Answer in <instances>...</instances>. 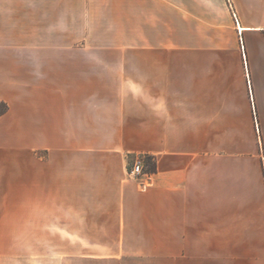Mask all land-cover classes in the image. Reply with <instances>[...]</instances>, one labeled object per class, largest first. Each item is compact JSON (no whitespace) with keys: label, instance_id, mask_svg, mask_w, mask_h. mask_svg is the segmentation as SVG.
Segmentation results:
<instances>
[{"label":"crops","instance_id":"crops-1","mask_svg":"<svg viewBox=\"0 0 264 264\" xmlns=\"http://www.w3.org/2000/svg\"><path fill=\"white\" fill-rule=\"evenodd\" d=\"M0 102V255L264 264V0H0Z\"/></svg>","mask_w":264,"mask_h":264},{"label":"rangeland","instance_id":"rangeland-1","mask_svg":"<svg viewBox=\"0 0 264 264\" xmlns=\"http://www.w3.org/2000/svg\"><path fill=\"white\" fill-rule=\"evenodd\" d=\"M142 162L143 170L146 172L145 156H137L132 164V168L136 162ZM131 168V170H132ZM0 245L15 248L16 240H0ZM0 264H160L159 258L149 257L141 258L139 256L123 257V258H103L100 260L84 259V256H46V255H17L5 254L0 255Z\"/></svg>","mask_w":264,"mask_h":264},{"label":"trees","instance_id":"trees-1","mask_svg":"<svg viewBox=\"0 0 264 264\" xmlns=\"http://www.w3.org/2000/svg\"><path fill=\"white\" fill-rule=\"evenodd\" d=\"M9 109V106L5 102H0V117L4 115ZM146 162V173L147 174H154L156 172V162L154 157L152 156H145Z\"/></svg>","mask_w":264,"mask_h":264},{"label":"built area","instance_id":"built-area-1","mask_svg":"<svg viewBox=\"0 0 264 264\" xmlns=\"http://www.w3.org/2000/svg\"><path fill=\"white\" fill-rule=\"evenodd\" d=\"M149 174H147L146 172H144L143 170V164L142 162H136L132 168V170L130 171V176L132 178H134L135 180H140L142 181L143 178L147 177ZM149 186V182H144L142 183V188L145 189Z\"/></svg>","mask_w":264,"mask_h":264}]
</instances>
